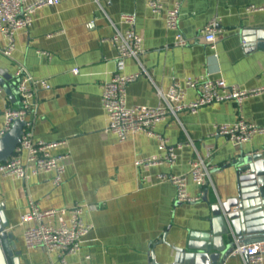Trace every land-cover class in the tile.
<instances>
[{
	"label": "crops",
	"instance_id": "obj_1",
	"mask_svg": "<svg viewBox=\"0 0 264 264\" xmlns=\"http://www.w3.org/2000/svg\"><path fill=\"white\" fill-rule=\"evenodd\" d=\"M165 1L181 6L180 31L187 47H174L176 34L150 12L147 0H59L56 6L39 10L28 31L17 33L12 59L0 53V70L9 77L3 88L10 108L19 107L13 78L19 65L34 80L48 84L49 89L37 95L34 136L50 145L52 155L66 166L60 187L52 185V175L28 183L0 176V202L6 207L7 231L19 240L21 264H61L57 254L25 245L24 234L34 223L21 219L32 203L41 211L86 207L83 219L92 231L81 251L66 258L67 264H152L153 254L158 264H169L175 248L205 243L202 237L211 239L213 205L238 197L240 159L262 150L264 135L240 147L213 135L216 125L240 119L264 128V12H247L262 7L264 0ZM125 14L136 18L146 51L138 60L126 62V74H143L127 87L128 107H165L163 96L172 85L194 77L224 79L229 86L260 93L240 105L226 102L196 114L168 117L157 125L154 136L136 135L120 142L105 132L108 122L101 94L117 69L110 39L123 29L120 17ZM213 20L224 32L215 50L198 37ZM5 45L0 35V47ZM197 94L188 91V101ZM5 108L0 99V130ZM159 138L183 145L177 162L137 167V160L160 155ZM199 161L211 168L205 196L198 203L178 204L175 186L158 177L187 176L188 193L196 198L200 190L189 173L191 163ZM164 236L169 247L157 245ZM225 264L246 261L229 258Z\"/></svg>",
	"mask_w": 264,
	"mask_h": 264
},
{
	"label": "built area",
	"instance_id": "obj_2",
	"mask_svg": "<svg viewBox=\"0 0 264 264\" xmlns=\"http://www.w3.org/2000/svg\"><path fill=\"white\" fill-rule=\"evenodd\" d=\"M58 2L59 0H0V35L6 42L4 47H0V53L12 59L17 33L28 31L32 27L39 10L54 7ZM147 8L155 17L164 19L167 29L176 34L174 47L184 48L189 45L180 31L181 6L178 2L167 5L165 0H147ZM247 12H264V5L250 7ZM135 24L136 18L133 15L125 14L120 17L123 29L110 39L117 52V69L111 80L102 86L101 106L108 122L105 132L117 136L120 142L136 135L154 136L157 125L168 117L184 112L196 114L204 107L226 102H236L240 105L246 98L260 93L229 86L224 79L194 77L172 85L163 96L165 107H128L127 87L139 80L143 74H126V62L138 60L146 52L143 37L137 32ZM198 37L215 50L218 41L224 37V32L219 29V22L213 20L200 31ZM13 76L19 107H9V99L4 88L0 87V99L6 105L0 140L11 131L16 121L25 123V128L20 145L5 163L0 164V176L14 177L28 183L34 177L52 175V185L60 187L66 173L63 159L53 156L51 146L36 140L34 136L33 117L37 109V95L41 90H48L49 86L45 81L34 80L20 65ZM190 90L198 93L193 101L187 99ZM258 135H264L263 127L240 119L235 124L216 125L213 136L224 137L233 146L240 147L250 143ZM159 140L160 155L137 160V167L174 165L177 162V153L183 145L173 146L167 139ZM210 169L203 161L191 163L189 177L200 190L196 198H192L188 193L187 176L160 175L158 180L175 186L178 204H194L205 196ZM85 209L84 205L77 204L71 209L41 211L32 203L30 212L21 219L22 223H34L33 228L24 234L26 247L29 250L42 249L51 256L57 254L60 263L67 264L66 258L81 251L84 239L92 231V227L83 219ZM56 219H60L58 223L54 222ZM230 258H243L246 264H264V241L249 245L237 242Z\"/></svg>",
	"mask_w": 264,
	"mask_h": 264
},
{
	"label": "water",
	"instance_id": "obj_3",
	"mask_svg": "<svg viewBox=\"0 0 264 264\" xmlns=\"http://www.w3.org/2000/svg\"><path fill=\"white\" fill-rule=\"evenodd\" d=\"M9 79L0 70V87ZM25 123L16 121L9 133L0 140V164L5 163L20 145ZM238 197L212 206L214 217L211 239L204 238L200 245L192 242L186 249L175 248L169 264H225L237 242L245 245L264 241V148L244 155L238 164ZM6 207L0 202V264H21L22 252L14 232H8ZM219 229L221 232L219 233ZM169 245L166 236L157 245ZM156 245V246H157ZM167 259L166 254L162 255ZM152 264H158L152 255Z\"/></svg>",
	"mask_w": 264,
	"mask_h": 264
}]
</instances>
